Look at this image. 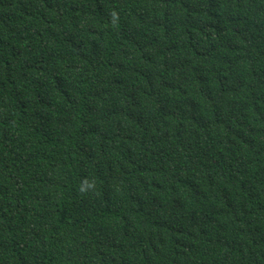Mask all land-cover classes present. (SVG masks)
<instances>
[{
  "label": "trees",
  "instance_id": "obj_1",
  "mask_svg": "<svg viewBox=\"0 0 264 264\" xmlns=\"http://www.w3.org/2000/svg\"><path fill=\"white\" fill-rule=\"evenodd\" d=\"M0 264H264V0H0Z\"/></svg>",
  "mask_w": 264,
  "mask_h": 264
}]
</instances>
